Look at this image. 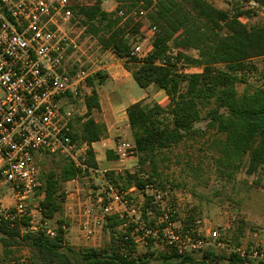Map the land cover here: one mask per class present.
Returning <instances> with one entry per match:
<instances>
[{"label":"trees","instance_id":"1","mask_svg":"<svg viewBox=\"0 0 264 264\" xmlns=\"http://www.w3.org/2000/svg\"><path fill=\"white\" fill-rule=\"evenodd\" d=\"M115 1L116 10L106 12L101 6L103 0L82 7L78 0H71L75 17L85 18L81 25L98 40L102 50L112 51L124 60V67L141 88L154 85L165 92L170 102L163 107L157 102L140 101L127 109L138 169L133 173L109 172L114 187H136L139 191L148 185L161 187L160 164L164 159L160 156L186 141L205 136V131L195 127L202 121L207 123V131H215L223 138L215 141L222 165L235 168L248 158L249 175L264 173V26L249 28L242 21L252 11L244 10V3L252 1L258 9H264V0H237L231 9L217 8L207 0ZM137 7L147 10L145 18L120 25L123 18L118 12ZM144 27H156L157 32L151 40V52L139 59L131 53L137 44L144 42ZM171 48L177 50L176 54H172ZM191 51L197 52V56L189 54ZM164 60H168L167 66L158 64ZM181 62L201 70L188 73L179 66ZM104 80L101 72L88 78L87 112L78 128L71 125L72 140L88 146L85 163L93 169L98 166L92 145L104 134V127L93 117L101 109L96 85ZM238 85L245 86L241 95ZM79 173L67 161L58 177L50 174L46 178L38 190V194L45 193L40 204L43 221L53 219L61 211V185ZM151 208V199L146 196L143 219L149 226L155 224L157 217L148 214ZM153 214L160 216L162 212L154 209ZM30 220L0 219L3 259L11 258L15 249L23 248L30 254L29 264H252L254 261L242 258L237 248L218 252L207 247L185 255L172 250L140 256L132 236L134 224L126 225V219L118 215L108 217L104 225L111 237L108 248L76 251L67 244L66 231L61 226L52 237L42 231H30ZM23 228L27 231L23 232Z\"/></svg>","mask_w":264,"mask_h":264},{"label":"built area","instance_id":"2","mask_svg":"<svg viewBox=\"0 0 264 264\" xmlns=\"http://www.w3.org/2000/svg\"><path fill=\"white\" fill-rule=\"evenodd\" d=\"M73 7L71 0H0V202L2 198L13 202L11 206L0 205V219L20 222L31 218L30 231L56 235L54 230L34 225L32 217L34 212L41 215V207L32 204L45 197L44 192L38 194L42 186L38 158L62 156L80 170L72 183L89 175L103 180L107 189V196L99 198L100 214L94 215L91 208L83 213L84 238L93 235L92 225L101 230L108 217L118 215L126 219V225L134 224L132 236L137 248L154 244L164 252L174 250L185 255L207 247L226 246L217 231L209 234L215 241L210 244V238L201 236L195 225L175 226L171 217L176 207L167 205L166 192L151 185L144 191L136 187L118 189L111 181L110 171L86 165L88 146L73 142L71 125L74 102L83 99L92 73L76 58L81 48L72 37L73 27L85 18H76ZM248 8L256 9L257 4L249 1ZM146 13L137 7L118 15L143 20ZM142 31L146 38L131 53L139 59L151 52L157 29L144 27ZM158 64L167 66L168 60ZM134 151L127 142L116 147L118 156L124 159ZM138 191L141 199L134 200L132 194ZM146 196L152 204L148 214H153L154 209L162 212L153 226L143 219ZM72 208L67 206L68 211ZM236 251L242 258L263 257L256 250Z\"/></svg>","mask_w":264,"mask_h":264},{"label":"rangeland","instance_id":"3","mask_svg":"<svg viewBox=\"0 0 264 264\" xmlns=\"http://www.w3.org/2000/svg\"><path fill=\"white\" fill-rule=\"evenodd\" d=\"M110 1V5L102 7L106 12H114L117 8V2L115 0ZM209 1L220 9H231L237 3V0ZM95 2L96 0H78V4L83 6H88ZM114 6L116 7L115 10L111 11ZM124 10L126 11V9ZM244 10H249L248 2L244 3ZM251 10V16L242 18V21L249 28L264 26V9ZM131 19L138 21L133 17H129L123 19L120 25ZM145 25L147 24L145 23ZM85 30L81 23L75 24L72 37L75 38L81 48L76 58L83 62L86 69L91 71L92 75L90 77H92L100 72V68L105 64L102 56L104 51L98 40L93 35L87 34ZM171 52L176 54L177 50L171 48ZM189 54L197 56L195 51H191ZM179 66L185 67L184 70L188 73H195L201 70L197 66L186 62L179 63ZM102 75L104 76L103 73ZM244 89V85H238L240 95L244 92ZM89 92L90 89L87 88L83 92V99L74 102L73 124L76 128L79 127L82 122L81 119L87 112L85 97ZM153 102L151 101V103ZM205 112L206 110L203 111V115H205ZM195 127L202 129L207 134L197 140L186 141L179 147L164 151L160 156L164 161L160 164L162 178L159 180L161 187L158 189L167 193V205L176 207V212L171 213L175 226L178 227L182 224L195 225L201 236L210 238V244H214L215 241L208 237L210 236L209 234L217 231L220 234L219 236L224 239L226 246L214 247L216 251L230 252L233 248L256 250L259 253H263V257L254 259L252 264H264V173L249 175L247 172L248 158H245L235 168H228L222 165L220 163L222 156L215 144L216 140L223 139L222 136H218L215 131H207V123L205 121L195 124ZM67 161L62 156H43L38 158L42 185L50 174L58 177ZM59 192L61 193V201H64V197L68 196V194H78L75 196L76 201H70L71 204H75L78 199L81 203L79 207L72 205L74 208L72 212L77 216L80 211L83 214L86 206L93 209L95 215H99V198L107 196V189L103 180L89 177V175H86L76 184L65 186L63 183ZM133 199L140 200L141 196H135ZM2 200L0 205L11 206L13 204L7 198H2ZM42 201L43 199H38L32 205L34 207L35 205L40 206ZM68 201L67 199L66 202ZM79 209L80 211H78ZM152 216H157L154 220L159 222L157 218L161 215L152 214ZM32 220L35 223L34 225L42 228L46 227L51 230H56L57 228L55 221H48V225H46L40 212H34ZM82 223L83 219L79 217H76L73 221L72 219L67 221L69 226L65 238L70 247L76 251L109 247L111 243L109 232L105 231L104 228L99 230V228L92 225L94 233L90 239H86L82 235ZM127 227L125 226L124 228ZM118 229L122 230V227ZM22 230L23 232L27 231L25 228ZM237 243H240L241 246L238 247ZM149 252L164 251L154 244L149 248L144 246L136 248V253L140 256ZM29 256L27 249L19 248L15 249V253L11 258L3 259V247L0 243V264H29Z\"/></svg>","mask_w":264,"mask_h":264},{"label":"crops","instance_id":"4","mask_svg":"<svg viewBox=\"0 0 264 264\" xmlns=\"http://www.w3.org/2000/svg\"><path fill=\"white\" fill-rule=\"evenodd\" d=\"M110 3V0H104L101 6L104 7L105 5H110ZM115 8L114 6L111 11L115 10ZM102 56L105 64L100 68V72L104 74L105 80L101 85L96 86L100 95L101 109L95 112L93 117L97 123L104 127V134L100 141L92 145V148L95 153L98 169L114 171L116 173H122L124 171L133 173L138 169V155L136 150L134 154L125 159L119 157L116 152L117 145L123 142L131 144L135 149L133 135L128 122L127 109L140 101H154L166 107L170 100L165 92L154 85L147 89L141 88L133 79L131 73L124 67V60L120 59L114 52L104 51ZM108 153H110V155H108ZM71 184L74 183L71 181L64 183L65 186ZM76 195L78 194L71 193L68 194V196L64 194L66 201L67 199L69 201L66 202L64 197V201H61V211L57 213L53 219L46 220L44 223L48 225V221H55L57 223V228L61 226L67 234L69 226L67 221L69 219L73 221L76 217H79L84 220V216L81 214L80 209L78 210L80 211L78 216L72 212L74 208H72L73 210L71 211L67 210L68 205H75L74 207H79L81 205L78 199L77 203H70V201H76ZM135 196H141L140 192L138 191L132 194V197ZM86 208L90 207L86 206Z\"/></svg>","mask_w":264,"mask_h":264}]
</instances>
